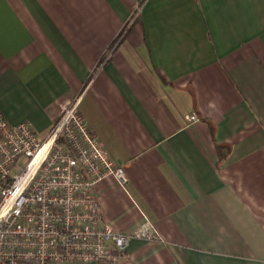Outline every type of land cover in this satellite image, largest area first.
<instances>
[{"label": "crops", "instance_id": "0c3cea01", "mask_svg": "<svg viewBox=\"0 0 264 264\" xmlns=\"http://www.w3.org/2000/svg\"><path fill=\"white\" fill-rule=\"evenodd\" d=\"M75 100L128 178L102 222L160 233L123 264H264V0H0L5 116L44 138Z\"/></svg>", "mask_w": 264, "mask_h": 264}, {"label": "built area", "instance_id": "2783aa9c", "mask_svg": "<svg viewBox=\"0 0 264 264\" xmlns=\"http://www.w3.org/2000/svg\"><path fill=\"white\" fill-rule=\"evenodd\" d=\"M106 177L128 181L124 165L92 133L79 100L44 138L0 108V264H123L132 238L160 240L148 219L126 231L102 222L95 184Z\"/></svg>", "mask_w": 264, "mask_h": 264}, {"label": "trees", "instance_id": "16d2710c", "mask_svg": "<svg viewBox=\"0 0 264 264\" xmlns=\"http://www.w3.org/2000/svg\"><path fill=\"white\" fill-rule=\"evenodd\" d=\"M223 145H219V151L221 153V156H226V152L222 150Z\"/></svg>", "mask_w": 264, "mask_h": 264}]
</instances>
